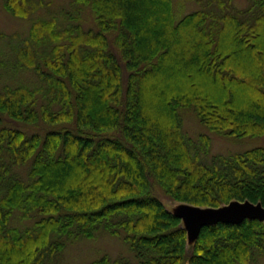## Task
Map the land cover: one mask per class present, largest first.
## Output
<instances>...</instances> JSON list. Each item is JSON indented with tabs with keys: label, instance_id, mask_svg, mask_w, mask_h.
<instances>
[{
	"label": "trees",
	"instance_id": "trees-1",
	"mask_svg": "<svg viewBox=\"0 0 264 264\" xmlns=\"http://www.w3.org/2000/svg\"><path fill=\"white\" fill-rule=\"evenodd\" d=\"M70 1L67 24L33 19L0 64L36 76L0 83V264H56L67 244L102 233L132 260L91 264H264L263 221L204 226L189 250L161 199L264 206V145L212 153L181 114L226 136L264 135V0H195L178 19L172 0ZM44 5L3 0L20 18Z\"/></svg>",
	"mask_w": 264,
	"mask_h": 264
},
{
	"label": "rangeland",
	"instance_id": "rangeland-1",
	"mask_svg": "<svg viewBox=\"0 0 264 264\" xmlns=\"http://www.w3.org/2000/svg\"><path fill=\"white\" fill-rule=\"evenodd\" d=\"M232 1L237 7H244L248 2V0ZM44 2L45 5L34 12L29 18H20L9 13L3 6V0H0V64L3 58L7 60L9 59L8 56L12 54L11 45L28 35V30L33 19L56 17L58 24H61L62 27L67 24L68 21L63 15L65 10H73V4L70 0H44ZM172 3L177 19L197 9L199 6L195 0H172ZM78 6L80 9L79 19L82 25L85 28L96 29V23L90 8L86 5ZM3 61L5 62V60ZM35 80V74L29 70L18 71L14 75L5 69L0 70V83L2 81L30 83ZM181 114L183 128L187 134L193 138L202 133L208 134L211 137L210 152L212 153H230L264 145V135L246 137L226 136L209 131L204 125L200 124L191 109L184 108ZM161 199L166 208L172 212H176L183 205L182 202L173 201L163 196H161ZM193 243L194 240L188 238L187 235V248L189 250L192 248ZM105 253L113 259L124 257L132 260V253L120 237L102 233L94 238L81 239L67 244L56 264H91L93 260Z\"/></svg>",
	"mask_w": 264,
	"mask_h": 264
},
{
	"label": "water",
	"instance_id": "water-1",
	"mask_svg": "<svg viewBox=\"0 0 264 264\" xmlns=\"http://www.w3.org/2000/svg\"><path fill=\"white\" fill-rule=\"evenodd\" d=\"M174 214L184 224L188 238L195 240L200 229L207 225L222 223H240L245 219H258L264 222V206L248 200H233L218 207H201L182 203Z\"/></svg>",
	"mask_w": 264,
	"mask_h": 264
}]
</instances>
